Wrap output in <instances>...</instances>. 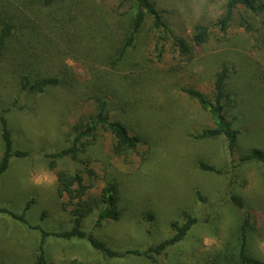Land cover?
<instances>
[{
  "label": "rangeland",
  "instance_id": "1",
  "mask_svg": "<svg viewBox=\"0 0 264 264\" xmlns=\"http://www.w3.org/2000/svg\"><path fill=\"white\" fill-rule=\"evenodd\" d=\"M80 1L95 12H102L104 21L124 18V10L118 9L119 0ZM151 1L174 36L191 42L195 27L205 26L210 40L196 48L192 63L180 60L171 41L165 43L160 59L152 44L139 46L146 59V77L141 80L142 84H133L127 107L120 104L112 108L119 113L120 107L125 108L127 113L122 120L141 135L142 144L127 158H117L110 151L111 136L100 131L99 140L89 152V167L95 172V178L84 176L90 195H97L108 182L116 185L120 217L96 228L95 212L82 219L81 228L118 251H144L169 238L173 234L170 224H182L181 213L186 211L197 219L196 224L181 242L168 248L156 261L158 264H208L213 256L236 247L238 225L246 210L251 212L255 227L249 235L247 250L264 262V170L256 162H239V157L252 149L264 150L262 53L238 21L226 33L216 26L223 12V0ZM58 46L62 51L57 53V64L69 66L74 74L87 79L85 65L73 58L76 41L62 40ZM222 65L230 69L226 83L234 102L227 116L237 118L234 128L241 132L232 157L228 155L224 138L194 139L203 128L211 126V121L195 100L181 92V88H192L211 96L215 73ZM112 73L118 79L127 76L128 70L122 67ZM12 94L11 86L0 82L2 107H5L3 99ZM24 100L19 97L12 117L37 135L35 152L27 159L14 160L0 178V207L24 215L32 227L39 226L48 232L69 230L72 227L70 209H62L55 176L42 158L43 150L60 148L64 143L58 136L65 132V127L52 123L41 111L32 116L21 111L19 105L27 103ZM27 104L32 103L29 100ZM85 104L91 101L75 103L64 112L76 119L77 115L91 110ZM200 162L215 167L221 174L203 172L198 167ZM59 163L71 171L78 168L69 160ZM231 195L243 200L245 210H239L231 202ZM148 213L154 215L152 221L148 220ZM28 225L0 214V264H33L40 235ZM46 252L49 264H65L74 258L86 264H151L135 256L104 258L84 240L66 242L50 237Z\"/></svg>",
  "mask_w": 264,
  "mask_h": 264
},
{
  "label": "trees",
  "instance_id": "2",
  "mask_svg": "<svg viewBox=\"0 0 264 264\" xmlns=\"http://www.w3.org/2000/svg\"><path fill=\"white\" fill-rule=\"evenodd\" d=\"M118 9L124 10L123 19L104 21L102 12H95L80 0H0V82L11 86L13 91L11 96L3 99L5 107L0 105V178L14 160L27 159L35 150L37 135L12 117L19 97L32 103L19 105L21 111H26L29 116L41 111L52 123L65 127V132L58 136H61V143L64 142L62 148L53 146L50 150H43L42 158L48 171L55 176L62 209H70L72 227L48 232L39 226L28 225L24 215L0 207V214L39 232L33 264H49L46 241L50 237L66 242L84 240L94 252L107 259L135 256L158 264L157 257L181 242L197 222L191 214L182 211L184 222L170 224L173 234L144 251H118L81 228L82 219L95 212L96 228L105 221H117L120 217L116 185L108 182L97 195H90L84 176L95 178V172L89 167V152L99 140L100 131L111 136L110 151L117 158H127L142 144L141 135L134 133L122 120L126 117L125 108L120 107V113L112 108L120 104L127 107L131 102L133 84H142L143 77H146V59L139 46L152 44L156 57L160 59L165 43L171 41L180 60L192 63L196 48L210 40V32L205 26L195 27L191 42L174 36L151 0H119ZM222 10L216 22L219 30L226 33L238 21L239 26L250 33L264 62V0H223ZM62 40L76 41L73 58L85 65L87 79L74 74L71 67L57 64V53L62 51L58 45ZM122 67L127 68L128 74L116 79L112 71ZM229 71L228 66L222 65L215 73L211 96L192 88H181V92L195 100L211 121V126L203 128L194 139L224 138L228 155L232 157L241 132L234 128L237 118L227 116L228 110L234 106L233 93L228 91L226 83ZM83 99L91 101V104H85L91 110L77 115L76 119L69 118L64 109L85 102ZM19 140L21 144L17 145ZM61 160L74 162L78 168L74 171L64 168L59 163ZM239 162H256L264 170V150L252 149L242 154ZM198 167L206 173L221 174L220 170L202 162ZM230 200L239 210H245L239 196L231 195ZM147 216L149 221L154 219L151 213ZM254 229L251 212L245 210L238 225L236 247L213 256L208 264H264L247 250L248 238ZM65 264L86 263L74 258Z\"/></svg>",
  "mask_w": 264,
  "mask_h": 264
}]
</instances>
